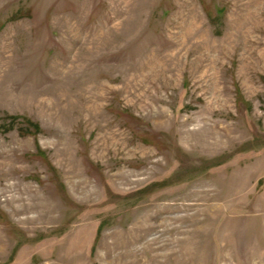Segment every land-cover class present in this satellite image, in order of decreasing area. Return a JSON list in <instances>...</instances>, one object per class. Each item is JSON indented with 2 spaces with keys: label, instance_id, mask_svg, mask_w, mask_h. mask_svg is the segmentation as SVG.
I'll use <instances>...</instances> for the list:
<instances>
[{
  "label": "rangeland",
  "instance_id": "obj_1",
  "mask_svg": "<svg viewBox=\"0 0 264 264\" xmlns=\"http://www.w3.org/2000/svg\"><path fill=\"white\" fill-rule=\"evenodd\" d=\"M0 264H264V0H0Z\"/></svg>",
  "mask_w": 264,
  "mask_h": 264
}]
</instances>
